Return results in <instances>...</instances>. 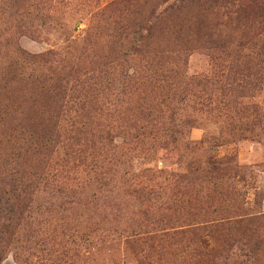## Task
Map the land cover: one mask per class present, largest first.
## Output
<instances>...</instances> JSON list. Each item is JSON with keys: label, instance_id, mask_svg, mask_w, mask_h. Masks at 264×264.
Instances as JSON below:
<instances>
[{"label": "rangeland", "instance_id": "obj_1", "mask_svg": "<svg viewBox=\"0 0 264 264\" xmlns=\"http://www.w3.org/2000/svg\"><path fill=\"white\" fill-rule=\"evenodd\" d=\"M0 264H264V0H0Z\"/></svg>", "mask_w": 264, "mask_h": 264}, {"label": "trees", "instance_id": "obj_2", "mask_svg": "<svg viewBox=\"0 0 264 264\" xmlns=\"http://www.w3.org/2000/svg\"><path fill=\"white\" fill-rule=\"evenodd\" d=\"M19 176H22V175H19ZM9 180L12 181L11 184H12L13 186L15 185V184H14L15 181H18V182L20 181V182H21V179H17L15 176L13 177V174L10 175V179H9ZM10 181H9V183H10ZM23 192H24V190H23ZM19 195H20V194H19ZM19 195H17V198H19Z\"/></svg>", "mask_w": 264, "mask_h": 264}]
</instances>
